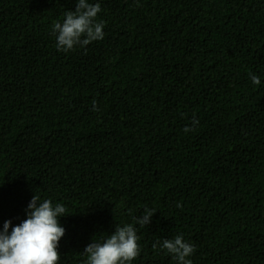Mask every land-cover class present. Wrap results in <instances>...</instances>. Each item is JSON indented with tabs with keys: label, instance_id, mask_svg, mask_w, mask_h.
<instances>
[{
	"label": "trees",
	"instance_id": "obj_1",
	"mask_svg": "<svg viewBox=\"0 0 264 264\" xmlns=\"http://www.w3.org/2000/svg\"><path fill=\"white\" fill-rule=\"evenodd\" d=\"M97 2L104 38L64 52L76 0H0V228L61 203L59 264H84L147 207L132 264H176L153 244L178 234L193 264H264V0Z\"/></svg>",
	"mask_w": 264,
	"mask_h": 264
},
{
	"label": "clouds",
	"instance_id": "obj_2",
	"mask_svg": "<svg viewBox=\"0 0 264 264\" xmlns=\"http://www.w3.org/2000/svg\"><path fill=\"white\" fill-rule=\"evenodd\" d=\"M100 12L98 2L76 0L75 10H68L62 22L52 25L57 50L68 52L76 46L84 48L102 40L105 25L97 20ZM250 80L253 85L262 83L256 74H250ZM197 124L193 119L192 127H185L183 131L189 133ZM65 213L63 204L33 195L25 209L26 218L16 225L12 220H5L0 228V264H59V243L66 232L60 219ZM155 213V209L145 207L143 215L134 218L133 223L117 226L100 240L92 239L83 251L87 256L84 264H132L141 252L135 225H148ZM153 248L166 251L176 264H193L190 257L196 251L195 246L179 234L171 239L157 240Z\"/></svg>",
	"mask_w": 264,
	"mask_h": 264
}]
</instances>
